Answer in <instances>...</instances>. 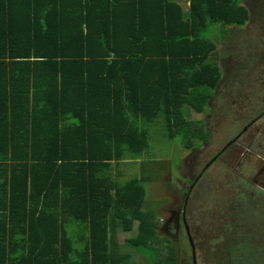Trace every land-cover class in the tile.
<instances>
[{
	"label": "trees",
	"instance_id": "obj_1",
	"mask_svg": "<svg viewBox=\"0 0 264 264\" xmlns=\"http://www.w3.org/2000/svg\"><path fill=\"white\" fill-rule=\"evenodd\" d=\"M249 18L244 0H0V264H131L123 246L178 264L143 206L150 127L188 151L210 143L186 112H207L212 55ZM249 187L215 239L220 264H264V193Z\"/></svg>",
	"mask_w": 264,
	"mask_h": 264
},
{
	"label": "rangeland",
	"instance_id": "obj_2",
	"mask_svg": "<svg viewBox=\"0 0 264 264\" xmlns=\"http://www.w3.org/2000/svg\"><path fill=\"white\" fill-rule=\"evenodd\" d=\"M244 3L250 12L249 21L242 27L230 28L229 39L220 43L212 55V59L217 61L220 67L222 80L208 102L207 112L204 114L186 112L187 118L202 119L209 132L210 143L199 148L202 154L199 150H186L180 137L168 140L163 133L161 122H156L150 127L151 157L149 161L148 157L143 156L145 164L142 168L145 169V174L152 173L155 178L144 185L146 195L143 206L153 209L161 223L166 215L165 210H168L171 203L176 200L174 196L177 190L190 185V177L193 175L191 178L194 179L209 161L210 155L214 154L217 149L215 142L220 143L222 140V129L226 134L229 132L234 134L238 130L239 125L225 129L224 123L234 125L239 122L242 125L248 122V117H253L260 110L252 106L258 102L255 96L259 92L264 94V0H244ZM261 121L262 125L258 131H252L257 127V124H253L248 128V133L236 139L238 141L234 144V150L239 152V157L244 153L245 158L235 155L232 162L221 161L220 165L211 163L202 176L193 182L194 187L188 198L187 218L189 225L194 228L198 264H220V253L223 251L225 240L215 239L224 233L223 223L226 219L230 221L231 213H234L233 206L235 204L242 206L240 200L242 193H247V199L244 200H249L248 194L252 192L250 185L264 193V115L259 120ZM227 138L228 136L225 140ZM231 138L229 136L228 141ZM138 161L139 159L136 162L125 163L127 177L140 175ZM187 166H190V174ZM240 179L244 180L247 186ZM182 198L180 197L181 203ZM180 213L179 210L178 214ZM235 220L243 224L245 217L237 215ZM259 233L262 235L261 238L256 235L257 239L252 245L259 244L264 263V230ZM125 236L128 234L117 230L119 242ZM179 244L178 264H191L190 250L186 248L185 243ZM123 248L132 253L131 264H148L140 257L139 252L126 246ZM144 253L149 259L153 257L152 251L144 250Z\"/></svg>",
	"mask_w": 264,
	"mask_h": 264
},
{
	"label": "flooded vegetation",
	"instance_id": "obj_3",
	"mask_svg": "<svg viewBox=\"0 0 264 264\" xmlns=\"http://www.w3.org/2000/svg\"><path fill=\"white\" fill-rule=\"evenodd\" d=\"M252 107L256 110H257V108L260 110H258V112H256V114L253 115V117H248V122L243 123L241 126H239L238 130L234 134L230 133V132L228 134H226L225 130L222 129L223 141H221L220 145H216L217 149L213 152L214 154L210 155L211 158L209 159V161L207 163H205L204 167H202V169L199 171V173L196 175V177L194 179L191 178L193 175L190 177V185H188L186 187L182 186L181 189L183 191L181 189H178L179 191L177 190V194H176V196H174L176 198V200L171 203V206H169L168 210H165V213H166L165 218L162 221V223L160 222L163 226V232L165 233L166 236H168L172 240V242L176 245L177 248L180 247L179 243H182V244L185 243L186 244V248H188L190 250L191 264H198L199 263L198 257H197V252H196V243L194 241L195 238L193 236L194 235V228H193V226L189 225L188 218H187V215H188L187 209H188V203H189L188 198H189V194L191 193V191L194 187L193 182L197 181L199 179V177L202 176V174L205 172V169L209 168L208 166L211 163H217L220 165L221 161H222V163L227 161V160H229V161L231 160V162H232V160L235 159L236 156L239 157V155H240L239 152L237 153L234 150V144L238 141L236 139L241 137L243 134L248 133L247 132L248 128L252 127L253 124L254 125L257 124L256 125L257 127H254V129L252 131L256 132L259 130V126L262 125V121L259 122V120L264 115V98L261 99L260 103L257 102L256 105H254ZM245 114H247V113H245ZM227 136H228V138H229V136H231L232 138L229 141H228V138L225 140V138ZM251 148H252V145H251ZM198 150H196V151H198ZM221 150H223V151H221ZM200 151L201 150H199V153H200ZM201 154H202V151H201ZM239 158H245V154L244 153L241 154V156ZM238 162H239V159H238ZM235 165H237L236 162H235ZM226 167H228V166H226ZM232 167H235V166H232ZM188 170H189L188 173L191 172L190 166L188 167ZM191 179H192V181H191ZM180 197H183L182 203L180 201ZM174 204H176V206H174ZM179 210L181 211L180 214H178ZM177 211H178V213H177ZM190 240L192 241L193 248H192V245L190 243ZM193 253H194V257H193ZM178 260H179V258H178Z\"/></svg>",
	"mask_w": 264,
	"mask_h": 264
},
{
	"label": "water",
	"instance_id": "obj_4",
	"mask_svg": "<svg viewBox=\"0 0 264 264\" xmlns=\"http://www.w3.org/2000/svg\"><path fill=\"white\" fill-rule=\"evenodd\" d=\"M158 232H159L160 234H164V235H165V233L163 232V226H162V224L159 226V228H158ZM190 243H191L192 248H193V244H192V241H191V240H190ZM193 257H194V253H193Z\"/></svg>",
	"mask_w": 264,
	"mask_h": 264
},
{
	"label": "clouds",
	"instance_id": "obj_5",
	"mask_svg": "<svg viewBox=\"0 0 264 264\" xmlns=\"http://www.w3.org/2000/svg\"><path fill=\"white\" fill-rule=\"evenodd\" d=\"M161 222V221H160ZM160 225H161V223H160Z\"/></svg>",
	"mask_w": 264,
	"mask_h": 264
}]
</instances>
